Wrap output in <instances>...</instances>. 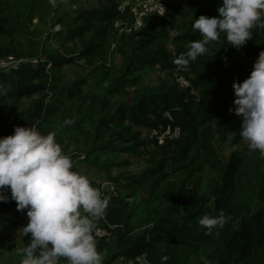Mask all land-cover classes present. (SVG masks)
I'll return each instance as SVG.
<instances>
[{
  "label": "trees",
  "instance_id": "obj_1",
  "mask_svg": "<svg viewBox=\"0 0 264 264\" xmlns=\"http://www.w3.org/2000/svg\"><path fill=\"white\" fill-rule=\"evenodd\" d=\"M120 1L76 7L80 0H0V57L37 60L0 73V137L16 126L55 131L74 168L84 162L109 183L128 185L96 221L109 234L95 238L102 264L140 257L148 264H264V158L246 142L228 157L217 145L232 133L231 120H242L230 111L233 83L250 75L246 59L264 50V28L254 27L240 49L221 34L181 66L178 57L202 39L195 19L218 16L222 0H181L164 16L147 17L139 32L118 38ZM53 36L64 41L60 50L51 47ZM74 60L88 72L69 82L62 68ZM175 70L193 85L162 76ZM153 73L160 75L157 83L148 81ZM167 111L182 135L160 145L148 132L169 122ZM66 119L73 123L65 125ZM141 162L138 171L128 169ZM114 167L127 168L114 175ZM5 194L0 213L18 219L10 189ZM221 210L231 220L206 234L198 218ZM30 240L22 231L19 249ZM21 259L17 250L13 264Z\"/></svg>",
  "mask_w": 264,
  "mask_h": 264
},
{
  "label": "clouds",
  "instance_id": "obj_2",
  "mask_svg": "<svg viewBox=\"0 0 264 264\" xmlns=\"http://www.w3.org/2000/svg\"><path fill=\"white\" fill-rule=\"evenodd\" d=\"M217 11L218 16L195 19L193 27L202 39L190 43L187 53L175 61L178 65L187 66L205 54L221 34L226 35L228 45L240 49L253 37L254 27L264 28V0H222ZM246 63L250 75L243 82L234 81L236 99L230 111L242 118L239 135L248 150L259 151L264 158V50ZM8 189L17 210L27 209L29 218L22 229L31 240L18 249L20 264H61L62 258L67 264H102L96 221L106 211L109 198L74 168L57 132L43 134L35 125L16 126L13 134L0 137V201L9 199ZM229 220L221 210L198 218V224L211 234ZM203 264L211 262L204 259Z\"/></svg>",
  "mask_w": 264,
  "mask_h": 264
},
{
  "label": "rangeland",
  "instance_id": "obj_3",
  "mask_svg": "<svg viewBox=\"0 0 264 264\" xmlns=\"http://www.w3.org/2000/svg\"><path fill=\"white\" fill-rule=\"evenodd\" d=\"M103 0H80L79 3H76V7L82 6H98L102 4ZM181 2V0H168V8L175 9L177 5ZM184 18V17H183ZM38 24V23H37ZM43 29L48 32L49 27L43 26ZM56 27V25L54 26ZM142 33V32H141ZM176 34L177 31H174ZM51 47L55 50H60L64 41L60 38V36H53L51 41L49 42ZM71 42H66V44H70ZM172 48V47H170ZM118 63L121 64L122 60L120 58L117 59ZM88 70L86 65L79 60H74L70 64H66L62 68V73L66 76V79L69 82L80 79L81 77L87 74ZM173 71L162 73V76H170L173 78ZM176 75V74H175ZM159 74L153 73L149 76L148 81L151 83H157ZM242 120L241 119H232V133L228 134L226 138V142L218 141L217 145H219L220 151L222 155L228 157L230 153L236 149L240 148L245 142L241 140L239 132L241 128ZM136 162V161H134ZM140 164L136 163L132 167H128V169L133 171H138L141 168ZM127 167H114L112 169V173L115 175L119 172H122ZM76 170L80 171L82 174L87 175L90 180H92L95 185L104 187L105 190L110 191V185L107 184V178L103 175V173L99 170L88 168L86 163H76ZM115 187V190L118 194L125 195L127 190V184L116 185L112 183ZM26 226L25 223L19 221L14 218L12 213H7V211H3L0 213V264H13V259L15 253L20 248L21 241V232L23 231V227Z\"/></svg>",
  "mask_w": 264,
  "mask_h": 264
},
{
  "label": "built area",
  "instance_id": "obj_4",
  "mask_svg": "<svg viewBox=\"0 0 264 264\" xmlns=\"http://www.w3.org/2000/svg\"><path fill=\"white\" fill-rule=\"evenodd\" d=\"M165 8H163L162 6ZM168 10V0H122L119 4V11L121 16L116 20L114 24L115 31L117 32L118 38L123 35L132 34L133 32H139L143 29L145 24V19L151 15L164 16ZM60 25L55 27V31H59ZM115 46V44H114ZM37 60H30L24 58H18L16 56H3L0 57V73L9 72L11 70L18 69L23 62H36ZM248 70L252 71V65L248 66ZM176 74V75H175ZM174 75L176 81L179 82L180 87L189 88L192 86L190 77L184 73H180V70H175ZM165 116L169 119L168 123L161 124L158 127L149 130V137L155 139L160 145L166 143L168 140L179 139L182 135L181 126L174 124L173 117L169 111L165 113ZM110 185V191H107L102 186L98 187L103 195H106L109 200L113 195H119L115 190L112 183H107ZM15 214L17 218L27 225L28 216L27 209L23 211L17 210V205L15 207ZM102 218H105V213H103ZM104 236H109L106 229L97 228L95 233V238H102ZM148 264L145 258H138L137 260L130 259L126 264Z\"/></svg>",
  "mask_w": 264,
  "mask_h": 264
}]
</instances>
